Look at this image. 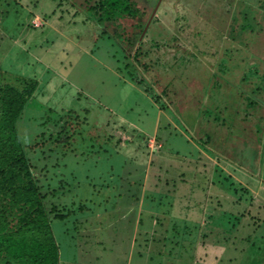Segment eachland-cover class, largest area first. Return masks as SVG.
Masks as SVG:
<instances>
[{"label": "rangeland", "instance_id": "obj_1", "mask_svg": "<svg viewBox=\"0 0 264 264\" xmlns=\"http://www.w3.org/2000/svg\"><path fill=\"white\" fill-rule=\"evenodd\" d=\"M13 1L33 26L8 43L0 26V107L7 89L35 86L16 130L47 178L46 209L72 210L51 220L60 264H264V0H130L136 15L102 23L112 38L96 52L98 0Z\"/></svg>", "mask_w": 264, "mask_h": 264}, {"label": "trees", "instance_id": "obj_2", "mask_svg": "<svg viewBox=\"0 0 264 264\" xmlns=\"http://www.w3.org/2000/svg\"><path fill=\"white\" fill-rule=\"evenodd\" d=\"M60 1V3L63 2V0ZM7 7L8 9H6ZM56 8L61 9V6H58ZM53 11H55V9H53ZM75 11L77 14L71 16L76 19L79 11ZM96 12L98 17L95 14ZM136 13L137 10L135 9L134 4L130 0H98L95 1L93 7H91L89 15L86 17V21L91 24H95L100 28L103 27L102 23L110 22L115 18L123 17L126 15L135 16ZM170 17L172 19V16ZM245 18L248 17L244 16V19ZM74 23L75 21L72 20L71 24ZM171 24H174L173 21ZM28 25L30 27L33 26L30 23L27 24V18L23 13V9L19 5L14 4L13 0H8L7 5H5V9H3L0 13V26L1 30H4L2 34L5 38L3 41H7L8 43L13 42V40L15 39L21 40L22 35H25L27 30L29 29ZM240 25L241 29L243 30L250 31V28H252L249 27L250 25L244 20L243 23ZM104 35L112 38L108 31L100 28V34H98L97 40H95L93 43V52L99 51V49L97 48V43L101 41V37ZM24 43L25 41L23 40L22 44ZM51 43V45H53L55 42ZM7 46L9 47V45ZM62 52L65 53V50L62 49ZM117 69L120 72L122 71V69H120L119 67H117ZM249 70L250 68H247V70L244 72V80L247 79L246 76H249L251 74ZM24 82L25 90L23 92L19 93L12 89H7L5 91L4 96L1 97L0 264H60V248L55 240L51 220H57L59 222H68V218L72 210L70 209L69 205H67L66 203L62 204L59 201V198L61 200L62 197H60L59 195L60 191L62 192V189H59V187H61L62 184L64 187H66L65 180H60V186L57 185L52 187L51 189L53 196L57 197V200L59 201L60 205L59 203H52V207L48 210L46 209L47 204L45 200L48 197L46 191H44L46 186L45 184H43V182H46L44 180H47V178H38L35 176L34 165L31 164L30 160H32V156H34L36 150L34 148L32 150L31 148H28L30 149L29 154L31 156L29 157L28 153L26 152L25 146H23L22 142L18 137L16 123L22 116V111L26 105V98L24 96H26L28 99V97L34 94L35 91V86L32 85V83H30L29 81ZM258 85L260 86V84ZM254 91L255 90L253 89L251 90V95L248 94L250 95V97H247V103H244L243 107L245 111L246 109L249 110L250 108H254V106L258 107L259 105V103L255 100V95L253 94ZM211 92H214L213 88L211 89ZM156 98L159 102V97ZM209 99L215 100L214 106L217 107V98L213 95H210ZM73 112L74 111H71V114H73ZM216 118L219 119L220 117ZM258 130L261 129L258 128ZM113 134L114 131L111 137H113ZM62 135L63 134H61V132L58 133L56 131L54 133H50L51 137H49V139L55 141L56 139L62 137ZM128 139L122 136L118 138L117 143L120 145H125ZM241 152L243 153V156H247L245 154V150H242ZM259 155L260 154H258V156ZM248 157L253 159V156L250 154L248 155ZM60 163L61 162L58 161L55 166V170H60L65 174L64 168H66V165H60ZM261 165L263 166H261V168L263 172L262 179L264 180V160L261 161ZM236 171L242 173V169L240 167H236L234 172ZM248 171H250L253 175L254 172L252 170ZM64 174L62 176L66 177L68 184L71 185L72 181L75 179V175H73V173H69V176ZM230 176L234 178L233 175L230 174ZM229 180L231 181V178H229ZM241 189L243 192L248 193L249 191V188L244 185H241ZM66 196L67 193L65 192L63 194V197ZM230 203L237 204V200L233 199L228 204ZM191 224L193 225L192 227H200L202 229V231L204 232L203 237L207 235V225L203 227L200 226V224H204L203 220L201 219V212H198L195 217L192 218ZM213 234L214 231L211 230L210 233H208L210 237H212ZM230 234L232 235L233 233ZM131 238L132 235L130 237V240ZM163 240L167 241L166 238H159V240L156 242V244H158L156 246L157 248L160 247V244ZM145 241L147 244H150L153 239L152 237H148L145 239ZM233 241L242 244L249 243L247 242L248 240H246V238L237 236L233 237ZM206 244H201L204 245V247L200 251L206 250ZM159 253L161 254L162 251H158L157 254Z\"/></svg>", "mask_w": 264, "mask_h": 264}]
</instances>
